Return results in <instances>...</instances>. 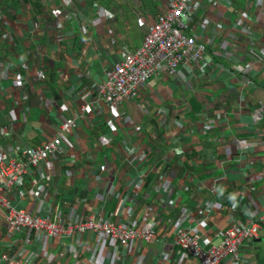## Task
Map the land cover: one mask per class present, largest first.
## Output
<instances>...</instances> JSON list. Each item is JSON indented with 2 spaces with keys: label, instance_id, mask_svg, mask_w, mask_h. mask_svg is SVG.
Instances as JSON below:
<instances>
[{
  "label": "crops",
  "instance_id": "obj_1",
  "mask_svg": "<svg viewBox=\"0 0 264 264\" xmlns=\"http://www.w3.org/2000/svg\"><path fill=\"white\" fill-rule=\"evenodd\" d=\"M164 2L0 0V127L12 122L10 141L0 135L4 145L38 147L57 136L61 105L78 116L83 105H93L104 73L142 46ZM98 17L103 23L92 27ZM242 22L253 27L254 36L243 32ZM186 24L207 45L202 66L182 70V79L160 74L115 113L95 109L82 115L66 150L77 162L68 154L44 162L26 184L28 190L44 188L47 204L67 224L88 216L116 223L121 218L127 227L152 224L163 244L129 254L116 252L108 238L101 247L88 233L71 243L33 246L47 255L39 264L53 258V264H90L99 250L94 264H156L163 252L166 264H196L174 244L183 211L193 216L190 229L219 244L215 233L230 227L232 207L264 209V0H201ZM23 95L26 101L17 107ZM126 118L133 126H126ZM125 147L138 162L128 160ZM139 176L144 186L134 197L131 187ZM121 204L127 207L124 215ZM149 206L157 217L147 215ZM21 207L35 212V197L29 194ZM236 216L245 222L240 212ZM249 251L250 264L264 263V230Z\"/></svg>",
  "mask_w": 264,
  "mask_h": 264
},
{
  "label": "built area",
  "instance_id": "obj_2",
  "mask_svg": "<svg viewBox=\"0 0 264 264\" xmlns=\"http://www.w3.org/2000/svg\"><path fill=\"white\" fill-rule=\"evenodd\" d=\"M200 3L201 0H165L162 11L146 33L142 46L134 53L125 54L104 73V83L94 91L93 105H83L79 116L72 114L67 105H61L60 113L64 118L59 124L55 138L34 148L24 147L19 142L4 145L0 138V264H39L37 260L40 256L42 258L44 253L38 255L33 246L44 241L60 243L69 240L71 243L74 236H85L88 233L95 237L101 247L104 244L102 240L108 238L115 244L116 252L121 249L128 251L129 254L137 252L142 246L163 244L165 238L158 236L156 225L140 227L135 224L127 227L117 215L115 218H118L116 220L118 223L103 217L97 219L95 216H88L79 224L75 219L67 224L61 216L55 215L54 210L47 204L48 196L44 188L33 186L28 190L26 184L34 179L44 162L56 160L57 157L66 154L74 163L77 162L76 154L69 155L66 150L69 148L70 138L76 135L82 115L91 116L95 109L115 113L126 100L140 93L141 89L160 74L182 79V70L202 66L207 55V45L191 36L186 24ZM2 17L3 13L0 11V19ZM105 19H111V16L107 15ZM183 22L186 23L180 27ZM102 23L103 18L98 17L91 21V26L97 27ZM239 26L249 38L254 36L251 25L242 22ZM82 30L83 33L88 32L85 28L80 29ZM8 37L12 41V36ZM250 44L254 45L253 41ZM262 53L264 54V50ZM234 70L242 73L239 67H235ZM246 85L251 86V83L247 81ZM25 101L26 96L23 95L16 99L15 105L20 107ZM50 106V103L45 104L47 109H50ZM261 108L264 110V106ZM260 113L261 109L256 116ZM21 118L25 119L23 116ZM11 123L10 121L4 127H0V135L4 136L7 142L12 137ZM124 123L126 126H133L127 118L124 119ZM8 146L9 149L6 150ZM124 151L132 164L138 162L137 155H134L132 149L125 147ZM145 158L148 159L147 154ZM247 177V174L243 175V179ZM187 178L189 177L184 176L185 181ZM161 181L166 183L167 179L163 177ZM143 186L142 176L133 181L131 191L134 197H139ZM188 190L189 188L185 189ZM172 192L168 191L169 198ZM29 194L35 197L36 210L33 213L21 207ZM169 198H166L168 206L172 203ZM132 208L134 209L133 206ZM126 211L127 207L121 204V215ZM237 211L245 217V222H241V218L236 216ZM230 214L231 225L224 232L215 233V238L220 240L219 244H215L214 237L204 239L194 229H190V220L193 216L187 210L183 211L179 220L180 228L173 230L174 244L196 264H250L248 259L250 244L258 239L264 230V209L257 207L255 211H250L246 206H235L231 208ZM147 215L157 217L155 209L150 206ZM4 251H12L13 254L9 256ZM99 254L100 250L98 253L96 251L94 259L89 263L94 264L93 261ZM139 256L137 261L140 259ZM46 257L45 254L44 258ZM121 259L123 261V257ZM54 262L55 258L41 264ZM167 262L166 252H163L156 264Z\"/></svg>",
  "mask_w": 264,
  "mask_h": 264
},
{
  "label": "rangeland",
  "instance_id": "obj_3",
  "mask_svg": "<svg viewBox=\"0 0 264 264\" xmlns=\"http://www.w3.org/2000/svg\"><path fill=\"white\" fill-rule=\"evenodd\" d=\"M264 264V263H263Z\"/></svg>",
  "mask_w": 264,
  "mask_h": 264
}]
</instances>
